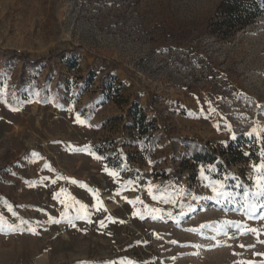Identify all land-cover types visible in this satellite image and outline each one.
<instances>
[{"label": "rangeland", "instance_id": "374dc122", "mask_svg": "<svg viewBox=\"0 0 264 264\" xmlns=\"http://www.w3.org/2000/svg\"><path fill=\"white\" fill-rule=\"evenodd\" d=\"M257 2L0 0V264H264Z\"/></svg>", "mask_w": 264, "mask_h": 264}, {"label": "trees", "instance_id": "16d2710c", "mask_svg": "<svg viewBox=\"0 0 264 264\" xmlns=\"http://www.w3.org/2000/svg\"><path fill=\"white\" fill-rule=\"evenodd\" d=\"M250 9L247 12V15L249 18H254L257 15L263 14L262 8L258 4L257 0H250ZM235 21H241V17L235 18ZM16 54H12L14 56ZM23 57V56H22ZM25 57V56H24ZM25 59H27L25 57ZM187 150V157L192 160L195 164L201 165V166H207V165H216L217 167L220 166L219 164V158L218 154L215 150L208 148L206 146L201 145L198 141L193 139H180ZM156 144V139L149 142L150 150L153 145ZM227 172V170H225ZM229 173V172H227Z\"/></svg>", "mask_w": 264, "mask_h": 264}, {"label": "snow or ice", "instance_id": "6c2138e0", "mask_svg": "<svg viewBox=\"0 0 264 264\" xmlns=\"http://www.w3.org/2000/svg\"><path fill=\"white\" fill-rule=\"evenodd\" d=\"M77 121L79 122V123H84V121H81L80 120V118L79 117H77ZM83 150H85V151H87V149H83ZM94 155V154H93ZM95 158H97V159H99V157H95ZM45 167H47V165H45ZM110 175H113V176H115L116 175V173H109ZM59 178V177H58ZM53 183H55V181H53ZM73 183H76V181H73ZM83 186V185H82ZM61 191H63V189L61 190ZM150 191V194H151V190H149ZM214 191H215V189H214ZM261 192L262 193H264V185H261ZM60 194L59 193H57V194H55L54 195V198H56V197H58ZM245 196H247V193H245ZM153 198H155V197H153ZM139 198H137V200H138ZM129 203H134L133 201H129ZM81 207L83 208V207H85L84 205H81ZM152 211H159V210H156V209H154V210H152ZM77 218H79V217H77ZM153 219H156L157 217L156 216H153L152 217ZM109 219H111V218H109ZM56 222H59V221H56ZM69 223H71V220H69ZM101 223H103V222H101ZM10 228H14V226H9ZM241 247H243V245H241Z\"/></svg>", "mask_w": 264, "mask_h": 264}]
</instances>
